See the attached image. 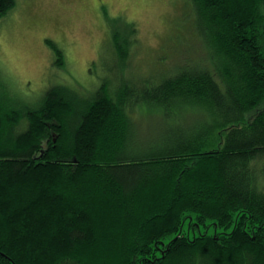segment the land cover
<instances>
[{
  "label": "trees",
  "instance_id": "16d2710c",
  "mask_svg": "<svg viewBox=\"0 0 264 264\" xmlns=\"http://www.w3.org/2000/svg\"><path fill=\"white\" fill-rule=\"evenodd\" d=\"M178 2L157 80L120 16L87 99L0 80V264H264V0Z\"/></svg>",
  "mask_w": 264,
  "mask_h": 264
},
{
  "label": "rangeland",
  "instance_id": "374dc122",
  "mask_svg": "<svg viewBox=\"0 0 264 264\" xmlns=\"http://www.w3.org/2000/svg\"><path fill=\"white\" fill-rule=\"evenodd\" d=\"M178 1L15 0L14 7L0 20V80L11 95L29 104L38 103L54 85H63L87 99L104 81L113 78L109 67L120 70L113 56L111 31L118 16L135 23L139 48L136 60L144 75L151 65L149 73L156 74L151 80H157L160 72H155L172 46V38L163 39L166 36L163 29H166L165 22L170 23V27H174V22L179 23L168 15L172 13V2ZM181 1L179 6L190 16L186 0ZM174 10L179 11L178 6ZM121 27L126 33L123 34L129 37L126 23ZM128 40L131 42L130 38ZM48 41L61 50L62 66L55 64L56 57ZM179 52L184 53V48ZM170 55L176 57L177 51ZM130 61L137 64L133 59ZM108 83L112 86V82ZM154 123L155 119L149 117L147 125ZM140 129L144 136L145 127L140 125Z\"/></svg>",
  "mask_w": 264,
  "mask_h": 264
}]
</instances>
